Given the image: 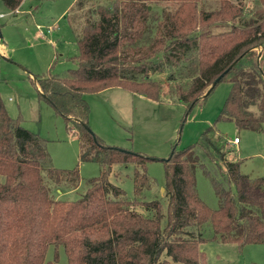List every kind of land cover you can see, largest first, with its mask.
I'll use <instances>...</instances> for the list:
<instances>
[{
    "label": "trees",
    "instance_id": "1",
    "mask_svg": "<svg viewBox=\"0 0 264 264\" xmlns=\"http://www.w3.org/2000/svg\"><path fill=\"white\" fill-rule=\"evenodd\" d=\"M2 1L16 11L23 0ZM205 1L75 0L76 66L49 70L34 83L80 139V160L100 163L102 172L77 199L53 197L43 170L76 189L79 167H55L44 139L11 117L0 98V264H205L201 244L208 240L264 243V176L242 173V159L226 155L228 139L214 126L164 160L166 208L158 198L128 199L109 179L114 164L132 165L141 189L151 157L107 146L90 127L87 94L120 86L159 101L164 87L155 76L168 72L169 92L186 113L227 80L217 121L263 130L264 0ZM153 2L173 6L159 11ZM197 145L221 172L217 178L205 169L220 197L217 208L197 191L196 168H206Z\"/></svg>",
    "mask_w": 264,
    "mask_h": 264
},
{
    "label": "rangeland",
    "instance_id": "2",
    "mask_svg": "<svg viewBox=\"0 0 264 264\" xmlns=\"http://www.w3.org/2000/svg\"><path fill=\"white\" fill-rule=\"evenodd\" d=\"M212 2L214 0H207L205 4L215 5ZM74 4L75 0H23L13 11L0 0V98L11 117H21L23 127L44 139L55 167H79L81 181L76 189L67 179L58 182L43 170L53 197L68 200H75L86 192L89 178L99 176L102 166L96 161L80 160V139L70 129V123L36 88L34 80L49 70L62 74L76 66L72 58L78 54V48L70 14ZM247 4L253 6V2ZM153 6L160 11L173 5L153 2ZM257 52L258 61L259 47ZM168 75L164 72L155 76L164 87L159 101L120 86L86 95L90 127L107 146L151 157L146 161L149 182L141 189L137 190L132 165L114 164L110 181L123 188L128 199L158 198L166 208L164 160L170 157L174 147L180 149L198 141L209 125L228 139L226 148L231 152L224 149L226 155L242 159V173L250 177L264 176V125L262 131H254L239 128L234 121H217L231 83L219 82L205 100L186 113V104L169 92L173 82L168 80ZM235 136L240 143H232ZM195 148L206 167L196 168L197 191L209 206L217 208L220 197L205 169L217 178L221 177V172L200 145ZM201 248L205 252V264H264V243L240 245L208 240ZM53 256V246H50L47 259ZM60 262H66L63 247Z\"/></svg>",
    "mask_w": 264,
    "mask_h": 264
},
{
    "label": "water",
    "instance_id": "3",
    "mask_svg": "<svg viewBox=\"0 0 264 264\" xmlns=\"http://www.w3.org/2000/svg\"><path fill=\"white\" fill-rule=\"evenodd\" d=\"M221 79V76H219L213 83H212V87H214ZM208 93V92H207Z\"/></svg>",
    "mask_w": 264,
    "mask_h": 264
},
{
    "label": "built area",
    "instance_id": "4",
    "mask_svg": "<svg viewBox=\"0 0 264 264\" xmlns=\"http://www.w3.org/2000/svg\"><path fill=\"white\" fill-rule=\"evenodd\" d=\"M239 142V138L236 136V137H234V139H233V143H238Z\"/></svg>",
    "mask_w": 264,
    "mask_h": 264
},
{
    "label": "crops",
    "instance_id": "5",
    "mask_svg": "<svg viewBox=\"0 0 264 264\" xmlns=\"http://www.w3.org/2000/svg\"><path fill=\"white\" fill-rule=\"evenodd\" d=\"M107 89H109V88H107ZM236 137V136H235ZM231 142H232V140H230ZM233 143V142H232ZM238 143H240V139H239V142Z\"/></svg>",
    "mask_w": 264,
    "mask_h": 264
}]
</instances>
